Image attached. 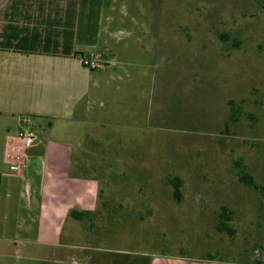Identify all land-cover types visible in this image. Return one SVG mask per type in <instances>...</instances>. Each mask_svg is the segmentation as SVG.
Listing matches in <instances>:
<instances>
[{"label":"rangeland","instance_id":"1","mask_svg":"<svg viewBox=\"0 0 264 264\" xmlns=\"http://www.w3.org/2000/svg\"><path fill=\"white\" fill-rule=\"evenodd\" d=\"M109 14L117 66L94 73L84 123L46 130L100 184L97 212L72 219L55 253L264 264V0H116ZM223 207L231 232L217 230ZM55 253L30 250L31 264Z\"/></svg>","mask_w":264,"mask_h":264},{"label":"crops","instance_id":"2","mask_svg":"<svg viewBox=\"0 0 264 264\" xmlns=\"http://www.w3.org/2000/svg\"><path fill=\"white\" fill-rule=\"evenodd\" d=\"M115 1L0 0V264L37 262L30 250L41 247L69 249L62 236L70 213L98 210V180L75 173L82 164L74 146L46 130L53 121L84 123L94 73L117 66L115 16L106 17ZM83 59L99 67L91 71ZM25 128L34 144L18 138ZM52 257L50 264L64 263Z\"/></svg>","mask_w":264,"mask_h":264},{"label":"trees","instance_id":"3","mask_svg":"<svg viewBox=\"0 0 264 264\" xmlns=\"http://www.w3.org/2000/svg\"><path fill=\"white\" fill-rule=\"evenodd\" d=\"M241 172H242V175H240L241 182L246 186L255 187L256 185L253 182V178L246 173L243 174V171H241ZM177 186H179V185H177ZM176 197H180V193L177 192ZM89 214H91V213L73 210L70 213V218L81 222ZM228 214H231V211L228 208L223 207L219 213L220 221L217 225L218 231H220V232H231L230 227L228 226V221L230 218Z\"/></svg>","mask_w":264,"mask_h":264},{"label":"built area","instance_id":"4","mask_svg":"<svg viewBox=\"0 0 264 264\" xmlns=\"http://www.w3.org/2000/svg\"><path fill=\"white\" fill-rule=\"evenodd\" d=\"M82 62H83L84 67L88 68L91 71H93L99 67V63L95 62V61L83 59ZM18 138L27 145L34 144L36 142V139H37L35 133L32 130L26 129V128L23 129L19 133Z\"/></svg>","mask_w":264,"mask_h":264}]
</instances>
